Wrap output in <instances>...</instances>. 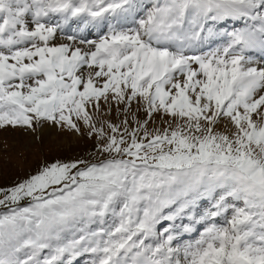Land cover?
I'll use <instances>...</instances> for the list:
<instances>
[{
	"label": "snow or ice",
	"instance_id": "1",
	"mask_svg": "<svg viewBox=\"0 0 264 264\" xmlns=\"http://www.w3.org/2000/svg\"><path fill=\"white\" fill-rule=\"evenodd\" d=\"M93 150L0 186V264H264V0H0V131Z\"/></svg>",
	"mask_w": 264,
	"mask_h": 264
},
{
	"label": "rangeland",
	"instance_id": "2",
	"mask_svg": "<svg viewBox=\"0 0 264 264\" xmlns=\"http://www.w3.org/2000/svg\"><path fill=\"white\" fill-rule=\"evenodd\" d=\"M33 139L34 134L22 129L0 131V186L26 175L45 158L50 148L63 154H84L93 150V144L87 138L56 128H47L43 132L44 153L38 150Z\"/></svg>",
	"mask_w": 264,
	"mask_h": 264
}]
</instances>
